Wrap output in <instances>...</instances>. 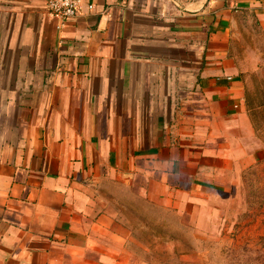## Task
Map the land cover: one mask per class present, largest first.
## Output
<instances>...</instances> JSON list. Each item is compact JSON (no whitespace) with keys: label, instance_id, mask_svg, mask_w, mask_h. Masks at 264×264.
<instances>
[{"label":"crops","instance_id":"1","mask_svg":"<svg viewBox=\"0 0 264 264\" xmlns=\"http://www.w3.org/2000/svg\"><path fill=\"white\" fill-rule=\"evenodd\" d=\"M253 84L264 0H0V264H147L264 154Z\"/></svg>","mask_w":264,"mask_h":264},{"label":"rangeland","instance_id":"2","mask_svg":"<svg viewBox=\"0 0 264 264\" xmlns=\"http://www.w3.org/2000/svg\"><path fill=\"white\" fill-rule=\"evenodd\" d=\"M248 97L264 140V84L251 85ZM199 201L200 213H180V228H153V237L137 228L136 254L150 256L137 262L264 264V154L234 184Z\"/></svg>","mask_w":264,"mask_h":264},{"label":"built area","instance_id":"3","mask_svg":"<svg viewBox=\"0 0 264 264\" xmlns=\"http://www.w3.org/2000/svg\"><path fill=\"white\" fill-rule=\"evenodd\" d=\"M43 2L48 14L57 20L58 27L66 21L76 18L81 5V0H43Z\"/></svg>","mask_w":264,"mask_h":264}]
</instances>
